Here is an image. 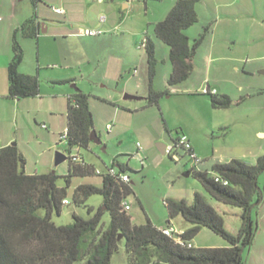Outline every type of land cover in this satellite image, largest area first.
Returning <instances> with one entry per match:
<instances>
[{
	"label": "rangeland",
	"instance_id": "1",
	"mask_svg": "<svg viewBox=\"0 0 264 264\" xmlns=\"http://www.w3.org/2000/svg\"><path fill=\"white\" fill-rule=\"evenodd\" d=\"M257 2L258 0H197L195 10L198 22L191 30V42L201 34L204 35V40L194 58V69L188 80L172 87L167 85L171 72L169 49L154 33V26L172 8L171 0H36L34 7L30 0H0V41L10 21L17 19L24 22L32 16L39 17L41 23L53 21L56 23L53 27H66L69 33H73L71 36L63 29L53 31L50 28L45 33L41 30L39 53L36 42L28 40L30 46L23 50V64L33 76L38 68L43 105L50 102L49 95L56 94L60 100L76 90L88 95L93 129L102 143H92L88 150H80V154L85 162L102 171L110 168L113 161L115 164H126L129 160L130 186L133 192L125 201L129 204L127 213L133 224H145L146 219H149L153 224L165 225L168 217L164 200L169 197L191 203L192 190L196 187L222 217L225 230L236 235L242 224V210L211 199L195 179L186 176L194 163L180 149H177L179 161L173 162L167 155H162L157 146L167 141L168 136L165 134L161 140H155L148 121L150 122L149 113L152 111L154 117H157L156 126L159 130H164L166 124L171 137H176L175 128L178 134L182 130L188 134L192 143L200 150V163L197 164L200 170H209L211 164L218 160L227 161L231 157L255 163L252 158L260 152L259 145L263 142L254 136L252 126L259 123L260 118L241 115L246 106H242V109L233 105L231 110L240 115H236V121L229 129H222L221 115L232 119L233 117H228L232 112L214 110L209 97L202 95L200 90L206 81L219 88L215 81L220 80L219 84L226 85L230 94L237 96L239 86H254L259 75L244 73L243 62L234 63L240 69V73H235L231 69L232 62L216 61L208 65L207 58L214 42L222 47L224 45L231 57L241 50L245 52L247 45L240 46L229 39V36L234 32L233 28L249 26L253 21H258L254 18L258 8L260 10ZM228 3L234 4L226 9L219 6ZM53 8H62L71 17L56 15ZM226 11H236L239 14L228 17ZM100 17H105L106 23L101 24L98 21ZM45 28L46 26L43 30ZM86 29H100L102 33L96 37L80 35ZM146 39L154 46L152 78L148 53L142 46ZM261 39L263 37L258 42L264 41ZM150 89L164 93L158 107H146L145 98ZM126 94L140 99L126 100ZM60 136L56 135V146L52 143L50 148L42 147L44 150L41 154L26 151L29 160L27 171L35 169L42 174L54 172L60 177L57 185L64 187L69 161L54 166L55 152H64L67 147L60 141ZM137 143L144 150L150 151L143 169L137 155H134ZM72 153L77 154V149H73ZM115 169L118 170L119 167L116 165ZM81 181V178L71 179L66 190L68 204L62 206L60 215L52 217L55 225L71 224L73 214L88 219L92 216L88 207L97 208L102 204V197L99 195L91 196L83 206L73 203V190ZM258 181H264V173L259 176ZM102 223L106 228L109 223L107 213L104 214ZM169 224L177 229L185 222L178 217ZM195 241L200 247L225 243L207 229L202 230ZM110 264H129L123 240L119 242L118 251L112 256Z\"/></svg>",
	"mask_w": 264,
	"mask_h": 264
},
{
	"label": "trees",
	"instance_id": "2",
	"mask_svg": "<svg viewBox=\"0 0 264 264\" xmlns=\"http://www.w3.org/2000/svg\"><path fill=\"white\" fill-rule=\"evenodd\" d=\"M32 6L36 0H30ZM197 0H177L166 17L154 26L157 39L169 49L171 73L167 85L172 87L185 82L193 72V59L201 46L204 35L190 42L185 31L198 22L195 10ZM25 38H36L39 25L36 17L26 20L12 36V57L7 67L8 96L10 98L35 97L39 94L36 76L19 72L23 51L17 41V34ZM148 53L150 78L155 62L153 43L146 39L142 43ZM163 92L149 90L145 98L147 106H157ZM213 109H228L238 105L243 98L234 100L227 95H205ZM67 127L61 135L69 154V170L64 177L65 186L60 187V178L54 172L26 174L24 161L16 146L0 150V264H110L112 256L124 241L129 264H244V252L253 239L252 209L262 199L258 178L264 172V153L254 164L239 159L216 163L209 171L197 170L199 159L193 150L178 145V133L171 142L174 156L180 158L177 149L194 163L187 173L195 179L204 192L213 200L242 210V224L236 235L225 230L222 217L201 192H194L191 203L184 199L166 198L167 223L180 217L188 228L177 234L179 239L165 236L159 227L149 219L145 224L135 225L122 208V202L132 194L130 181H121V175L130 179V168L126 165L112 166L105 171L85 162L80 155L71 156L73 149L88 150L92 142L90 133L93 118L89 97L82 91L67 98ZM178 145V147H177ZM173 162L172 156H168ZM110 169L114 173L110 174ZM143 169V167H141ZM101 175H96V171ZM98 177L101 185L82 183L72 194L76 206L85 205L93 195L102 197V204L88 207L92 216L88 219L73 214L71 224L57 226L52 217L60 215L66 190L72 178ZM109 215L104 228L102 219ZM202 229H207L222 238L224 247L198 248L193 239ZM119 237H121L119 239ZM190 245V246H189Z\"/></svg>",
	"mask_w": 264,
	"mask_h": 264
},
{
	"label": "crops",
	"instance_id": "3",
	"mask_svg": "<svg viewBox=\"0 0 264 264\" xmlns=\"http://www.w3.org/2000/svg\"><path fill=\"white\" fill-rule=\"evenodd\" d=\"M98 1H101V0H98ZM171 1H172V4L174 5V3L177 0H171ZM234 3L219 4V6L221 8L224 7L226 9V7L232 6ZM257 4L258 6L260 5V10L258 8V12H256V16H254V18L258 21L254 22L252 20L253 22L252 24H249V26H241V27L233 28L234 32H232V35L229 36V39H232L234 42H237L240 46L247 45L245 52L244 50H241L231 57L230 56L231 53H229L228 50L226 51V48L224 45L222 47L219 43L214 42L211 46V51L207 58L208 65H211L216 61L219 62V61L225 60V61L232 62L231 69L235 73H240V69H239V66L234 63H239L240 61L241 63L243 62L245 64L244 67L242 68L244 73L250 74V75L257 73L259 75V77H256L255 79L254 86L250 88H246V87L243 88L242 86H239L237 88V91H238L237 96H233L232 94H230L229 90L226 89V85L223 86L219 84L220 80L215 81V82H218L216 83V85H218L219 88L210 85V82L206 81L204 86L200 90L202 91L205 87H208L209 89L216 90V95L218 96L227 95L234 100L243 98L240 104L235 105V107L237 106L238 108L239 107L242 108V106L243 107L246 106L244 113H241V115H248L251 117L256 116L260 118V122L252 126V130L254 131V136L258 138L259 141L263 142L259 145L260 152H257L256 155L253 156L252 158V159H255V162L258 159V157H260L264 153V119H263L264 117V75L261 73V71L264 70V41L258 42L260 37H263V39L261 40H264V0H258ZM54 9H60L62 11L61 14H57L52 9V11L56 15L63 16L65 18H67L68 16L71 17V15L67 14V12H65L62 8H54ZM238 14L239 12H236V11L234 12L226 11V15L228 17H235ZM101 18L102 17H100L98 21L101 24L106 23V18L104 17L105 20L102 22L100 21ZM24 22H19L17 19H13L12 21H10L5 28L3 32V38L0 41V150L8 146H12V144L14 143L23 157V161L25 163L24 165L25 173L31 175L35 173L36 174H42V173L36 172L35 169L27 171V168L29 166V160L26 157V151H29L32 154L35 152H37L38 154H41L43 153V150H44L42 147L45 146L46 148L48 147L50 148L52 143H54L55 146L57 145L56 135L57 134L62 135L65 132L66 127H67V105H68L67 98L69 96L74 95L76 92H74L73 94H69L66 98L64 97L63 100L62 99L60 100L58 98V95L56 94L49 95L50 102H47L46 105L42 104L43 97L41 96V93H40V84H39V94L35 97L10 98L8 96L7 67L12 57V49H11L12 36H13V32L15 30H18ZM36 22L39 25V33L41 30H42V33L43 32L45 33L48 30L50 31V28H51V30L53 31L57 29L59 30L63 29L65 30L66 33H68L67 35H71V36L73 35V33H69L66 27H62V28L53 27V26H56L54 25L56 23L53 21L51 22L45 21V23H41V20L39 19V17H36ZM223 23H225V20ZM45 26L46 28L45 30H43V27ZM60 26L61 25H59V27ZM193 26H191L189 29L185 31V34L189 38L190 42L192 39L191 30ZM39 33L36 38H25L21 36L20 33L17 34V41L22 51L23 50L25 51V48L30 46L29 45L30 43H28V40H33L37 44V48H38L37 52L39 53V49H40ZM80 35L84 36L83 33ZM93 37H96V36H93ZM203 40H204V37H203ZM24 51H23V56H24ZM197 51H196V54H197ZM193 65H194V59H193ZM19 72L23 75L33 76L31 72L26 71V68L24 67V64H23V57H22L21 64L19 66ZM37 72H38V68H36V75H34L38 78ZM200 93L202 94V92ZM158 105H159V102H158ZM158 105L155 107H158ZM146 107H147V104H146ZM148 107L152 108L154 106H148ZM135 109H137V107H135ZM231 109L232 107H229L228 109H223V110H228V112L230 113L232 112V115H228V117H233V118L226 119L225 118L226 115H221L220 128L229 129L230 126L233 123H235L236 115L237 116L240 115L239 113L237 114V111H233ZM149 110H152V109H149ZM149 114H151L150 115L151 118H149L150 122L148 121V126H151L153 129V131L151 130L153 134V138L155 140L156 139L161 140L160 138L165 137V134H166L168 136L167 138L168 140L164 141V144L170 145L172 143L171 140L176 137L170 136L171 131L167 128L168 125L166 126L165 124L164 130H159L156 126L157 117H154V114H152V111ZM234 114H235V118H234ZM48 121H50V123ZM261 122L263 123V125ZM49 124L51 125L50 127H49ZM175 129L177 131V128ZM179 135H185L187 137L193 152L195 153L197 158L200 160L199 158L200 156L198 155V153L200 154V150L198 149L196 144L192 143L190 137L187 136L188 134H186L182 130ZM66 149L67 147L64 149L63 153L68 155V153L66 152ZM72 152L73 150L71 151V154L75 155ZM77 154L80 155L81 158L84 160V157L80 154L79 149L77 150ZM142 156L146 160L150 156V151L144 150L142 147ZM231 159H239V158L231 157L227 161L218 160V162L216 163H226L230 161ZM239 160H242V159H239ZM128 164H129V160L126 164L117 163L115 164V166L116 165L117 166L118 165L128 166ZM214 164H211V165L213 166ZM212 166H210V169ZM198 167L199 166H197V170H200V168ZM209 170L206 168L204 169L202 168V170L200 171H209ZM82 183H88V184H93L95 186H100L101 179L95 176L88 177V178H82V181L79 182L77 185L82 184ZM258 185L261 188L262 199H261V202L257 204L255 207H253L252 209L253 239H252L251 246L244 252V259H245L244 264H264V181L262 183L258 181ZM196 189L197 188L195 187L194 190H192V195L194 192L199 191ZM185 224H182L177 229H174L172 226L171 227L174 230H176L178 233H183L188 228V225L187 224L185 225ZM154 225L159 227V229L165 228L164 225H158V224H154ZM197 236H199V234ZM195 238L192 241V245L198 248H204V247L197 246ZM214 245L216 246H211V247H224L227 244L219 243V244H214Z\"/></svg>",
	"mask_w": 264,
	"mask_h": 264
},
{
	"label": "built area",
	"instance_id": "4",
	"mask_svg": "<svg viewBox=\"0 0 264 264\" xmlns=\"http://www.w3.org/2000/svg\"><path fill=\"white\" fill-rule=\"evenodd\" d=\"M53 11H54L55 13H57V14H61V13H62V11H61L60 9H54V8H53ZM104 20H105L104 17H102V18L100 19L101 22L104 21ZM100 34H101V31H100V30H88V29H87V30H85V31L83 32V35H84V36H88V37L98 36V35H100ZM142 46H143V45H142ZM201 92H202L203 95H207V94H209V95H216V90L209 89L208 87H205ZM108 128H110V126H108ZM60 139H62V136H60ZM177 143H178V145H179L180 147H182L183 149H186V150H191V149H192L191 146H190V143H189V141H188V139H187V137H186L185 135H179V136H178V142H177ZM178 145H177V147H178ZM136 148H137V150H136V153H135L134 155H137L141 167H144L145 158L142 156V147H141L140 144H137V145H136ZM165 155H167V156L170 155V156L173 157V159H174L175 161H179V157L174 156V146H173V143H171L170 145H167V146L165 147ZM71 156H72L73 158H75V157H76V154H75V155H72V154H71ZM109 173H110V174H113V173H114V169H110ZM96 175H97V176H98V175H101L100 171L97 170V171H96ZM121 181L127 183V182L130 181V179H129V177H128L127 175H121ZM63 204H64V205L68 204V201H67V200H64V201H63ZM122 208H123L124 211L128 212V211H129V204H128L126 201H123V202H122ZM160 230H161L162 233H163L165 236H167V237H173L174 235L179 234V233H178L176 230H174L172 227H169V228H166V227H165V228H161ZM177 240H178V239H177ZM189 246H190V245H189Z\"/></svg>",
	"mask_w": 264,
	"mask_h": 264
},
{
	"label": "water",
	"instance_id": "5",
	"mask_svg": "<svg viewBox=\"0 0 264 264\" xmlns=\"http://www.w3.org/2000/svg\"><path fill=\"white\" fill-rule=\"evenodd\" d=\"M261 73L264 75V70L261 71ZM124 99H128V100H138L140 99L139 97H136V96H131V95H124ZM90 141L96 145H100L101 144V140L99 138V136L97 135V133L92 130L91 133H90ZM12 146H15V144L13 143ZM165 147H166V144L162 143V144H158L157 146V149L158 151L162 154V155H165ZM68 160V155L63 153V152H55L54 154V166H59L60 164H62L63 162L67 161ZM186 176H189L188 173H186ZM258 203H255L254 206H256ZM121 237H119L120 239ZM173 238L175 240L178 239V236L177 235H174Z\"/></svg>",
	"mask_w": 264,
	"mask_h": 264
},
{
	"label": "clouds",
	"instance_id": "6",
	"mask_svg": "<svg viewBox=\"0 0 264 264\" xmlns=\"http://www.w3.org/2000/svg\"><path fill=\"white\" fill-rule=\"evenodd\" d=\"M167 146V145H166ZM177 235V234H176ZM178 236V235H177ZM178 239H179V237H178Z\"/></svg>",
	"mask_w": 264,
	"mask_h": 264
},
{
	"label": "flooded vegetation",
	"instance_id": "7",
	"mask_svg": "<svg viewBox=\"0 0 264 264\" xmlns=\"http://www.w3.org/2000/svg\"><path fill=\"white\" fill-rule=\"evenodd\" d=\"M102 143V142H101Z\"/></svg>",
	"mask_w": 264,
	"mask_h": 264
}]
</instances>
